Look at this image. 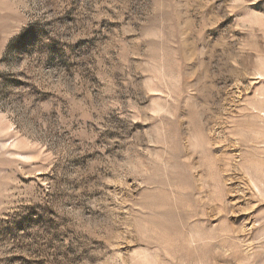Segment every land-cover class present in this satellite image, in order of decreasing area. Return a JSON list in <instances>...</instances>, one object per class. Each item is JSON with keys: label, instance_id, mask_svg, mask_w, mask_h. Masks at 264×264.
Masks as SVG:
<instances>
[{"label": "rangeland", "instance_id": "rangeland-1", "mask_svg": "<svg viewBox=\"0 0 264 264\" xmlns=\"http://www.w3.org/2000/svg\"><path fill=\"white\" fill-rule=\"evenodd\" d=\"M0 264H264V0H0Z\"/></svg>", "mask_w": 264, "mask_h": 264}]
</instances>
